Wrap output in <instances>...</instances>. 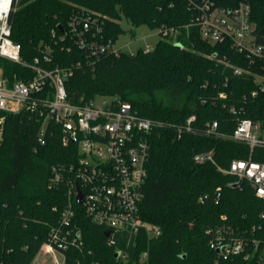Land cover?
<instances>
[{
	"label": "trees",
	"instance_id": "1",
	"mask_svg": "<svg viewBox=\"0 0 264 264\" xmlns=\"http://www.w3.org/2000/svg\"><path fill=\"white\" fill-rule=\"evenodd\" d=\"M237 0H220L235 4ZM252 18L264 30V0H245ZM88 10L103 20V35L116 43L125 33L121 21L162 29L150 51L119 50L92 61L70 38L67 23L78 10ZM194 13L186 0H13L9 21L12 39L21 47L23 61L47 55L49 67L69 69L65 80L68 98L87 103L97 95L130 102L143 117L160 123L149 137L150 154L141 217L158 226L150 236L142 230L126 246L122 234L110 243L108 228L93 222L77 205L80 242L68 250L66 264H264V199L256 196L247 181L222 169L235 159L264 161V149L235 141L229 134L239 117L264 120V91L252 74L241 76L225 69L219 60L250 67L230 43L212 44L202 39L197 27L186 26ZM176 27L177 34L163 33ZM11 81L26 80L33 72L25 66L0 59ZM253 72L263 73L258 66ZM225 99H215L219 92ZM206 99V102H203ZM243 109L239 115L230 107ZM41 106H23L4 113L0 137V264H31L58 223L64 190L49 189L51 167L67 160L68 149L60 143L59 129L40 142ZM196 116L193 131L179 136L178 127ZM213 122L214 134L206 133ZM213 151L216 164H196L194 155ZM238 183V185H235ZM233 228L246 241V254L224 259L210 247L211 231ZM126 249L128 257L115 254ZM148 252L144 260L140 257ZM119 253V252H118Z\"/></svg>",
	"mask_w": 264,
	"mask_h": 264
},
{
	"label": "built area",
	"instance_id": "2",
	"mask_svg": "<svg viewBox=\"0 0 264 264\" xmlns=\"http://www.w3.org/2000/svg\"><path fill=\"white\" fill-rule=\"evenodd\" d=\"M12 1H0V59L19 63L32 70L33 74L24 79L11 81L0 66V134L4 128V113H16L23 106L37 109L43 121L39 140L45 143L58 128L60 143L68 149L67 160L58 161L51 167L48 179L49 189L64 190L65 204L55 211L60 213L58 223L51 227L48 239L42 246L48 250L64 251L80 242V226L77 224V205L96 224L108 228L110 243L114 244V234L124 236L126 246L142 230L150 236H158V226L145 221L140 214L144 199V184L147 177V162L150 154L149 137L160 123L143 117L134 110L130 102L117 99L74 103L69 100L65 80L70 70L49 67V56L36 57L32 62L23 61L21 47L12 39L9 16ZM194 15L186 26L197 27L203 40L212 43H230L235 52L249 61L250 67L234 64L227 56L219 58L224 68L241 76L252 74L258 88L251 95L264 91V72H253L252 67L264 70V30L258 29L252 18L250 4L237 0L235 4H224L220 0H186ZM70 38L96 61L109 53H118L115 43L103 35V20L88 10H78L67 23ZM162 29H158L161 36ZM163 33L177 34L178 28L168 27ZM150 51L153 48H143ZM227 93L221 91L215 99H225ZM206 102V99H203ZM243 109L230 107L239 115ZM196 116H190L185 124L178 127L179 136L193 131ZM217 122L209 124L206 133L214 134ZM235 141L249 145L251 153L255 148L264 149V120L254 122L247 117H239L234 130L229 134ZM196 164H216L213 151L197 152ZM218 166V165H217ZM218 168H220L218 166ZM221 169V168H220ZM225 172L245 180L254 189L257 197L264 199V161L248 158L235 159ZM82 195V201L78 197ZM210 247L224 258L246 252V241L234 234L233 228L226 231H211ZM122 259L128 257L126 249H119ZM148 255L144 251L140 260Z\"/></svg>",
	"mask_w": 264,
	"mask_h": 264
},
{
	"label": "rangeland",
	"instance_id": "3",
	"mask_svg": "<svg viewBox=\"0 0 264 264\" xmlns=\"http://www.w3.org/2000/svg\"><path fill=\"white\" fill-rule=\"evenodd\" d=\"M121 24L125 33L120 35L114 47L122 51L135 53L139 48L147 46L154 48L160 39L158 29H151L146 25L134 26L126 18H122ZM111 98L113 97L109 95H97L92 101L103 102ZM31 264H66V255L58 250H48L41 246Z\"/></svg>",
	"mask_w": 264,
	"mask_h": 264
},
{
	"label": "water",
	"instance_id": "4",
	"mask_svg": "<svg viewBox=\"0 0 264 264\" xmlns=\"http://www.w3.org/2000/svg\"><path fill=\"white\" fill-rule=\"evenodd\" d=\"M235 185H238V183H236ZM78 201H79V202L82 201V195H81V194H80V196L78 197ZM109 234H110V231H107V232H106V236H109ZM115 256L118 257V256H119V253L117 252V253L115 254Z\"/></svg>",
	"mask_w": 264,
	"mask_h": 264
},
{
	"label": "bare ground",
	"instance_id": "5",
	"mask_svg": "<svg viewBox=\"0 0 264 264\" xmlns=\"http://www.w3.org/2000/svg\"><path fill=\"white\" fill-rule=\"evenodd\" d=\"M2 3H4V1L7 3L9 0H0Z\"/></svg>",
	"mask_w": 264,
	"mask_h": 264
}]
</instances>
